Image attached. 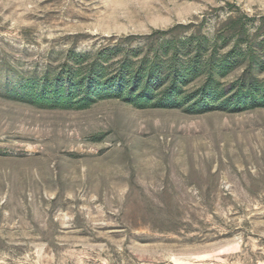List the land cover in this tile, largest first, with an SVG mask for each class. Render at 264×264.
Instances as JSON below:
<instances>
[{"label": "rangeland", "instance_id": "1", "mask_svg": "<svg viewBox=\"0 0 264 264\" xmlns=\"http://www.w3.org/2000/svg\"><path fill=\"white\" fill-rule=\"evenodd\" d=\"M215 37L216 55L246 54L224 85L264 80V0H0V264H264V108L75 111L12 95L73 54L114 51L115 67Z\"/></svg>", "mask_w": 264, "mask_h": 264}, {"label": "trees", "instance_id": "2", "mask_svg": "<svg viewBox=\"0 0 264 264\" xmlns=\"http://www.w3.org/2000/svg\"><path fill=\"white\" fill-rule=\"evenodd\" d=\"M218 40L165 42L145 54L128 50L115 67L109 64L114 51L73 54L74 64L40 79L26 78L12 95L37 108L75 111L105 99L138 109H183L190 115L264 108V80H246L244 75L230 85L222 83L243 64L246 54L235 45L216 55Z\"/></svg>", "mask_w": 264, "mask_h": 264}]
</instances>
